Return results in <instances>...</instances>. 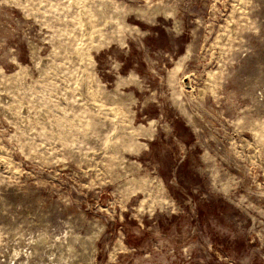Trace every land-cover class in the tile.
Here are the masks:
<instances>
[{
    "label": "rangeland",
    "instance_id": "1",
    "mask_svg": "<svg viewBox=\"0 0 264 264\" xmlns=\"http://www.w3.org/2000/svg\"><path fill=\"white\" fill-rule=\"evenodd\" d=\"M0 264H264V0H0Z\"/></svg>",
    "mask_w": 264,
    "mask_h": 264
}]
</instances>
